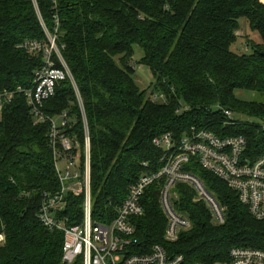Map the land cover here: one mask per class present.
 I'll list each match as a JSON object with an SVG mask.
<instances>
[{
    "label": "trees",
    "instance_id": "16d2710c",
    "mask_svg": "<svg viewBox=\"0 0 264 264\" xmlns=\"http://www.w3.org/2000/svg\"><path fill=\"white\" fill-rule=\"evenodd\" d=\"M246 20L261 42L248 41L251 53L232 51ZM56 44L74 83H58L43 113L68 116V136L84 150L83 111L91 143L92 218L114 219L130 186L147 171L158 172L164 152L154 141L171 134L177 143L193 130L224 138L244 137V159L264 156V6L259 0H0V94L15 92L0 115V264H66L64 234L48 230L39 214L45 194L60 190L50 123L39 124L19 88L31 89L43 66L21 46L28 41ZM150 69L153 82L141 90L132 61ZM119 58V62H117ZM239 92L259 99L245 100ZM224 111L239 120L230 124ZM148 165V169L145 167ZM219 200L225 224L215 226L194 191L179 184L177 209L192 228L175 244L164 240L167 220L159 203L160 186L142 199L136 219L138 244L130 255H148L160 245L183 264L230 263L235 248L264 252V219L256 220L238 193L198 163L186 168ZM84 196L68 197L61 217L68 226L83 221ZM73 264H82L79 259Z\"/></svg>",
    "mask_w": 264,
    "mask_h": 264
},
{
    "label": "built area",
    "instance_id": "2783aa9c",
    "mask_svg": "<svg viewBox=\"0 0 264 264\" xmlns=\"http://www.w3.org/2000/svg\"><path fill=\"white\" fill-rule=\"evenodd\" d=\"M259 2L264 6V0ZM45 32L47 44L28 41L21 46L32 56L43 55L44 66L35 73L32 88H19L17 93L25 95L37 123H50L49 147L60 190L43 196L39 219L48 230L64 234V263L73 264L80 259L82 264H183L182 256L169 258L160 245L154 246L148 255H130L126 249L138 244L135 221L145 213L142 199L146 190L156 184L160 186L159 203L167 220L164 235L166 243H177L181 233L192 228L190 218L177 209V203L180 202L177 190L179 184H186L194 191V202L206 204L213 225L225 224V211L217 197L206 188L201 178L186 170L193 161L235 190L253 218L264 219V156L251 163L244 159L247 148L244 137L222 139L206 130H193L180 143L171 134L155 139V146L164 152L161 169L158 172H144L130 186L126 199L116 208L114 219L108 223L94 221L91 143L84 111V150L77 136L66 134V113L57 119H51L43 113L45 102L55 96L58 83L67 79L74 83L72 73L56 44V35H51L46 28ZM14 96L15 92L9 91L0 94V115ZM224 113L230 124H236L241 119L230 111ZM145 167L149 168L148 165ZM69 196H84V217L79 225L68 226L67 218L61 217L68 205ZM230 258V263L218 264H264V252L255 249H232Z\"/></svg>",
    "mask_w": 264,
    "mask_h": 264
},
{
    "label": "rangeland",
    "instance_id": "374dc122",
    "mask_svg": "<svg viewBox=\"0 0 264 264\" xmlns=\"http://www.w3.org/2000/svg\"><path fill=\"white\" fill-rule=\"evenodd\" d=\"M237 36H238V41L232 46L231 49L234 53H237L240 55H243V54L248 55L251 53V49L248 48L247 46L248 41L251 40L255 43L261 42L259 35L251 32L249 28V24L246 20H243L241 22V29L238 32ZM142 57H143L142 50L139 47H136L134 58L132 61V65L135 64V68H136V71L133 77L141 90H148L153 82V77L148 67L139 64ZM117 62H119V58H117ZM239 96L245 100H255L256 98L259 99L258 96L254 93L239 92ZM242 119L251 121L252 123L253 122L261 123L259 121L250 120L247 118H242Z\"/></svg>",
    "mask_w": 264,
    "mask_h": 264
}]
</instances>
